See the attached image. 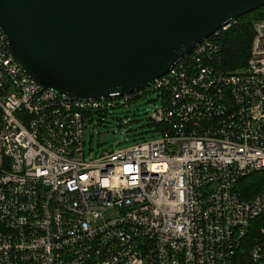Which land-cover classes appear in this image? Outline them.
<instances>
[{
    "label": "built area",
    "instance_id": "2783aa9c",
    "mask_svg": "<svg viewBox=\"0 0 264 264\" xmlns=\"http://www.w3.org/2000/svg\"><path fill=\"white\" fill-rule=\"evenodd\" d=\"M135 93L65 98L12 62L0 30V264H264V16L245 63L221 30ZM154 93L158 137L87 156L94 114ZM108 114V113H107Z\"/></svg>",
    "mask_w": 264,
    "mask_h": 264
},
{
    "label": "water",
    "instance_id": "95a60500",
    "mask_svg": "<svg viewBox=\"0 0 264 264\" xmlns=\"http://www.w3.org/2000/svg\"><path fill=\"white\" fill-rule=\"evenodd\" d=\"M264 0H0L9 56L70 99L135 93Z\"/></svg>",
    "mask_w": 264,
    "mask_h": 264
},
{
    "label": "rangeland",
    "instance_id": "374dc122",
    "mask_svg": "<svg viewBox=\"0 0 264 264\" xmlns=\"http://www.w3.org/2000/svg\"><path fill=\"white\" fill-rule=\"evenodd\" d=\"M159 104L154 93L146 94L127 106L108 108L106 115L94 114L84 126L85 155L100 153L103 150L123 149L143 140L158 137L150 120L151 111Z\"/></svg>",
    "mask_w": 264,
    "mask_h": 264
},
{
    "label": "trees",
    "instance_id": "16d2710c",
    "mask_svg": "<svg viewBox=\"0 0 264 264\" xmlns=\"http://www.w3.org/2000/svg\"><path fill=\"white\" fill-rule=\"evenodd\" d=\"M264 16V5L235 17V21L225 30H221L223 39L220 49V66L233 70L245 63L252 35V20ZM135 99L132 98V101ZM264 183V173H253L241 181L243 195L247 197L260 190Z\"/></svg>",
    "mask_w": 264,
    "mask_h": 264
}]
</instances>
